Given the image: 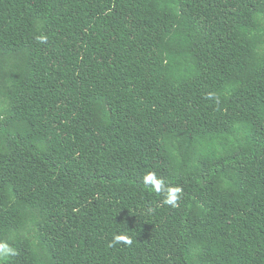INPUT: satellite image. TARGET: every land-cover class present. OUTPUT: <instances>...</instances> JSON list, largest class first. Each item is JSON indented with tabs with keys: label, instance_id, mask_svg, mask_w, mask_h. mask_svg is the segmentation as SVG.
<instances>
[{
	"label": "trees",
	"instance_id": "trees-1",
	"mask_svg": "<svg viewBox=\"0 0 264 264\" xmlns=\"http://www.w3.org/2000/svg\"><path fill=\"white\" fill-rule=\"evenodd\" d=\"M0 242L2 264H264V0H0Z\"/></svg>",
	"mask_w": 264,
	"mask_h": 264
},
{
	"label": "clouds",
	"instance_id": "clouds-1",
	"mask_svg": "<svg viewBox=\"0 0 264 264\" xmlns=\"http://www.w3.org/2000/svg\"><path fill=\"white\" fill-rule=\"evenodd\" d=\"M37 39L44 43L47 40L46 36H38ZM209 98H215L213 94L209 93ZM145 184H151V190L156 193L165 192L163 202L172 207H176L178 205V201L181 199L182 189L180 187H167L165 188L164 182L161 179H158L155 174H148L144 178ZM117 244H126L131 245L132 240L128 237L127 234H115L113 236L112 241L110 242V246H115ZM16 255V250L9 246L7 243L0 242V264L7 258Z\"/></svg>",
	"mask_w": 264,
	"mask_h": 264
}]
</instances>
